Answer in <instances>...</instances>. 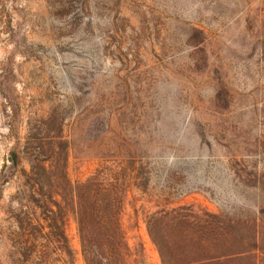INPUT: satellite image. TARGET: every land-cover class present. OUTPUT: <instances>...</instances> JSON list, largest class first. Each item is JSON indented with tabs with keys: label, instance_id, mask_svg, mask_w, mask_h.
Returning a JSON list of instances; mask_svg holds the SVG:
<instances>
[{
	"label": "rangeland",
	"instance_id": "1",
	"mask_svg": "<svg viewBox=\"0 0 264 264\" xmlns=\"http://www.w3.org/2000/svg\"><path fill=\"white\" fill-rule=\"evenodd\" d=\"M93 176L124 264H162L147 219L180 208L229 227L221 264H264V0H0V264H37L41 194Z\"/></svg>",
	"mask_w": 264,
	"mask_h": 264
},
{
	"label": "trees",
	"instance_id": "2",
	"mask_svg": "<svg viewBox=\"0 0 264 264\" xmlns=\"http://www.w3.org/2000/svg\"><path fill=\"white\" fill-rule=\"evenodd\" d=\"M11 162L17 165L16 154ZM118 188L116 179L101 181L93 176L71 190L68 209L62 208L52 193H42L43 204L38 207L45 220L52 223L47 237L53 240L47 239L37 247V264H76L65 238L63 217L67 210H72L78 225L84 264H124L128 250L120 227ZM184 211H160L147 219L148 235L162 264H221L222 259L234 254L229 252L234 239L219 217L205 214L211 221L209 226L206 220ZM34 248L31 245L29 250Z\"/></svg>",
	"mask_w": 264,
	"mask_h": 264
},
{
	"label": "water",
	"instance_id": "3",
	"mask_svg": "<svg viewBox=\"0 0 264 264\" xmlns=\"http://www.w3.org/2000/svg\"><path fill=\"white\" fill-rule=\"evenodd\" d=\"M9 162H10V165L12 166V162H11V160H10Z\"/></svg>",
	"mask_w": 264,
	"mask_h": 264
}]
</instances>
